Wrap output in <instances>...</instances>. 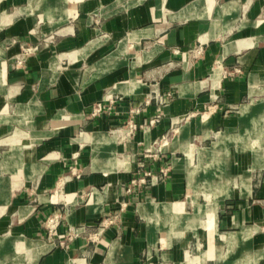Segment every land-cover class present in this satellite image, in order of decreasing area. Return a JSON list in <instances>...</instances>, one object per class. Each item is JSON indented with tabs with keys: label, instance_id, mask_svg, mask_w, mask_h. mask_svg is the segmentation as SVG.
Returning a JSON list of instances; mask_svg holds the SVG:
<instances>
[{
	"label": "crops",
	"instance_id": "0c3cea01",
	"mask_svg": "<svg viewBox=\"0 0 264 264\" xmlns=\"http://www.w3.org/2000/svg\"><path fill=\"white\" fill-rule=\"evenodd\" d=\"M261 257L264 0H0V264Z\"/></svg>",
	"mask_w": 264,
	"mask_h": 264
},
{
	"label": "built area",
	"instance_id": "2783aa9c",
	"mask_svg": "<svg viewBox=\"0 0 264 264\" xmlns=\"http://www.w3.org/2000/svg\"><path fill=\"white\" fill-rule=\"evenodd\" d=\"M163 99H167V95L163 98ZM112 100L109 99V103H105V102H98L96 104H94L92 106V115H96L98 113L104 112L106 110H110L112 107ZM144 123H137L134 120H129L127 123V127H128V131H133L139 127H144ZM148 175V173H145L143 176H133L129 179V183L128 186L126 187V192L127 193H131L133 192L137 186L145 184L146 183V176ZM119 211H114L113 213H109L104 215L100 221L97 224V230L96 232L93 233V237L97 236V234H99L105 227H107L108 225H111L115 222H117V220L119 219ZM58 222V215H51L46 219V226L48 227V229L50 231H53L56 224ZM78 233L77 230H73L70 238L73 237L74 235H76Z\"/></svg>",
	"mask_w": 264,
	"mask_h": 264
},
{
	"label": "rangeland",
	"instance_id": "374dc122",
	"mask_svg": "<svg viewBox=\"0 0 264 264\" xmlns=\"http://www.w3.org/2000/svg\"><path fill=\"white\" fill-rule=\"evenodd\" d=\"M200 249H205V248H203V245H202ZM241 264H249V263H241ZM252 264H264V257L259 258L256 263H252Z\"/></svg>",
	"mask_w": 264,
	"mask_h": 264
},
{
	"label": "bare ground",
	"instance_id": "6f19581e",
	"mask_svg": "<svg viewBox=\"0 0 264 264\" xmlns=\"http://www.w3.org/2000/svg\"><path fill=\"white\" fill-rule=\"evenodd\" d=\"M235 240V239H234Z\"/></svg>",
	"mask_w": 264,
	"mask_h": 264
}]
</instances>
